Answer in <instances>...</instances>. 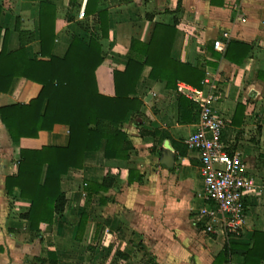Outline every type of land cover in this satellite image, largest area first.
<instances>
[{
    "label": "crops",
    "instance_id": "1",
    "mask_svg": "<svg viewBox=\"0 0 264 264\" xmlns=\"http://www.w3.org/2000/svg\"><path fill=\"white\" fill-rule=\"evenodd\" d=\"M100 12L106 14L105 37ZM4 35L8 52L23 46L28 58L43 60L63 57L75 37L85 44L95 40L102 58L93 72L95 87L104 96H114V72L124 71L128 61L142 69L129 94L140 106L118 124L131 144L128 158H106L105 139L84 152L82 165L60 177L64 210L38 230L24 217L30 201L16 186L8 192L5 180L17 172L20 149L66 146L69 128L56 123L13 141L0 116V264H39L52 252L61 264L60 258L91 251L114 255L108 264H243L240 254H222L226 230L217 223L208 230L201 214L211 202L200 161L186 143L198 104L177 91L183 81L168 88L165 80L150 78L140 47L155 38L173 60L204 69L199 89L219 91L213 108L226 119L224 142L228 151L241 153L257 185L239 236L230 239L252 242L254 230L264 233V80L258 77L264 71V0H0V48ZM215 40L244 42L250 50L236 64L225 58L226 46L214 47ZM41 87L15 76L0 93V105L27 104ZM167 145L172 164L161 159Z\"/></svg>",
    "mask_w": 264,
    "mask_h": 264
},
{
    "label": "trees",
    "instance_id": "2",
    "mask_svg": "<svg viewBox=\"0 0 264 264\" xmlns=\"http://www.w3.org/2000/svg\"><path fill=\"white\" fill-rule=\"evenodd\" d=\"M99 25L101 35L105 37L108 26L106 14L101 12ZM41 41L43 51V31ZM4 42L5 35L0 48V93L7 92L15 76L42 85L37 97L27 104L0 105L1 120L11 139L17 141L21 137H36L38 131L50 130L56 123L69 128L66 146L44 145L40 149H20L17 172L5 180L8 192L16 186L20 196L30 201L24 217L30 229L38 230L41 224H51L54 215L64 210L66 198L60 189V177L68 168L82 165L84 152L98 149L101 140L105 139L106 158H128L131 144L118 124L129 111H136L140 106V100L129 97V94L134 93L142 64L130 60L124 71L114 72L115 94L104 96L95 87L93 72L102 60L100 45L95 40L85 44L75 37L63 57L49 55L47 60L28 58L23 46L8 52ZM134 43L131 44L132 48L135 47ZM165 46L156 43L153 37L149 43L141 44L140 52L145 57L143 63L151 68L149 77L165 80L168 88L175 87L178 80L200 88L204 69L173 60ZM249 50L248 44L234 40L226 45L224 56L240 64ZM258 77L264 80V71L258 72ZM91 124L95 127H90ZM84 224L85 221L81 219L76 239H79ZM225 230L228 237L222 254H240L244 257L243 264H260L264 261L262 231H253L252 242L239 243L230 239L239 236L238 230ZM38 261L39 264H57V257L52 252L48 259L38 258Z\"/></svg>",
    "mask_w": 264,
    "mask_h": 264
},
{
    "label": "built area",
    "instance_id": "3",
    "mask_svg": "<svg viewBox=\"0 0 264 264\" xmlns=\"http://www.w3.org/2000/svg\"><path fill=\"white\" fill-rule=\"evenodd\" d=\"M79 15L83 16L82 10ZM225 46L224 41H214V47L220 51ZM176 88L198 104L195 130L186 138V143L200 161L204 196L211 202L201 213L207 218V229L211 231L213 223L229 231L241 229L250 198L257 194V185L248 176L241 153L228 151L224 142L226 119L213 108L220 98L219 91L193 88L184 83H178Z\"/></svg>",
    "mask_w": 264,
    "mask_h": 264
},
{
    "label": "rangeland",
    "instance_id": "4",
    "mask_svg": "<svg viewBox=\"0 0 264 264\" xmlns=\"http://www.w3.org/2000/svg\"><path fill=\"white\" fill-rule=\"evenodd\" d=\"M62 257L65 258V255H62ZM114 260H115L114 255H110L105 252L102 254L96 255V254H93L92 251L90 253H85V254L74 252L67 259H62V258L59 259L61 264H67V263H70V264L90 263L92 264L93 262L108 264L109 262H113Z\"/></svg>",
    "mask_w": 264,
    "mask_h": 264
},
{
    "label": "water",
    "instance_id": "5",
    "mask_svg": "<svg viewBox=\"0 0 264 264\" xmlns=\"http://www.w3.org/2000/svg\"><path fill=\"white\" fill-rule=\"evenodd\" d=\"M161 159L165 164H172L174 162V155L171 153L168 145L163 149Z\"/></svg>",
    "mask_w": 264,
    "mask_h": 264
}]
</instances>
